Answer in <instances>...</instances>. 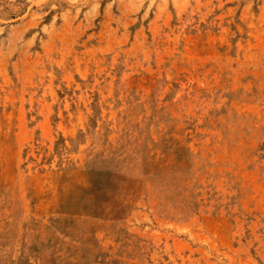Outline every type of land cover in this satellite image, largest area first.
Listing matches in <instances>:
<instances>
[{
	"label": "rangeland",
	"instance_id": "1",
	"mask_svg": "<svg viewBox=\"0 0 264 264\" xmlns=\"http://www.w3.org/2000/svg\"><path fill=\"white\" fill-rule=\"evenodd\" d=\"M0 264H264V0H0Z\"/></svg>",
	"mask_w": 264,
	"mask_h": 264
}]
</instances>
